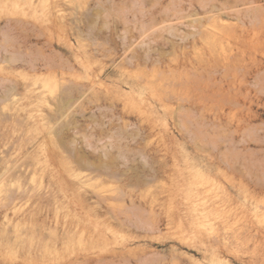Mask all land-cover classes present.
<instances>
[{
  "label": "rangeland",
  "instance_id": "obj_1",
  "mask_svg": "<svg viewBox=\"0 0 264 264\" xmlns=\"http://www.w3.org/2000/svg\"><path fill=\"white\" fill-rule=\"evenodd\" d=\"M0 264H264V0H0Z\"/></svg>",
  "mask_w": 264,
  "mask_h": 264
}]
</instances>
